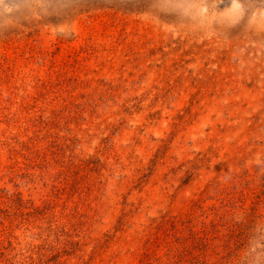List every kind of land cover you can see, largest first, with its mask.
<instances>
[{"label": "rangeland", "instance_id": "obj_1", "mask_svg": "<svg viewBox=\"0 0 264 264\" xmlns=\"http://www.w3.org/2000/svg\"><path fill=\"white\" fill-rule=\"evenodd\" d=\"M0 264H264V0H0Z\"/></svg>", "mask_w": 264, "mask_h": 264}, {"label": "snow or ice", "instance_id": "obj_2", "mask_svg": "<svg viewBox=\"0 0 264 264\" xmlns=\"http://www.w3.org/2000/svg\"><path fill=\"white\" fill-rule=\"evenodd\" d=\"M249 6H250V5H248V4H245V5H244V7H249Z\"/></svg>", "mask_w": 264, "mask_h": 264}]
</instances>
